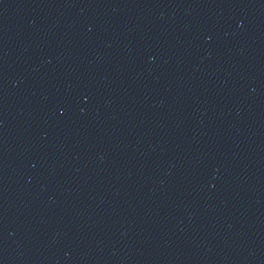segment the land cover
I'll use <instances>...</instances> for the list:
<instances>
[{"label":"water","instance_id":"95a60500","mask_svg":"<svg viewBox=\"0 0 264 264\" xmlns=\"http://www.w3.org/2000/svg\"><path fill=\"white\" fill-rule=\"evenodd\" d=\"M150 0H0V264H156Z\"/></svg>","mask_w":264,"mask_h":264}]
</instances>
